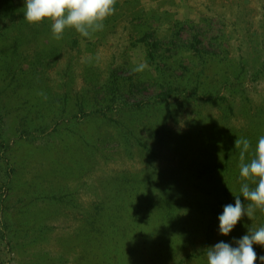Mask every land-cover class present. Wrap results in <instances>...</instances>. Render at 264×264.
Listing matches in <instances>:
<instances>
[{
    "label": "rangeland",
    "instance_id": "374dc122",
    "mask_svg": "<svg viewBox=\"0 0 264 264\" xmlns=\"http://www.w3.org/2000/svg\"><path fill=\"white\" fill-rule=\"evenodd\" d=\"M115 7L57 39L0 0V264H206L264 226L218 220L264 135V0Z\"/></svg>",
    "mask_w": 264,
    "mask_h": 264
},
{
    "label": "clouds",
    "instance_id": "9594fccd",
    "mask_svg": "<svg viewBox=\"0 0 264 264\" xmlns=\"http://www.w3.org/2000/svg\"><path fill=\"white\" fill-rule=\"evenodd\" d=\"M117 0H24V18L32 24L51 21L53 35L60 39L66 29H75L83 37H90L104 28V21L116 11ZM140 65L137 70H142ZM235 147L240 150L239 175L245 181L240 186L241 195L235 203L223 206L219 214V232L227 236L244 216L251 218L257 209L264 210V135L252 153L248 138H239ZM251 182V183H249ZM243 197V201L241 200ZM233 242L220 240L207 247L206 264H257L258 256L253 245L264 246V226L249 228L247 233ZM264 264V256H259Z\"/></svg>",
    "mask_w": 264,
    "mask_h": 264
},
{
    "label": "trees",
    "instance_id": "16d2710c",
    "mask_svg": "<svg viewBox=\"0 0 264 264\" xmlns=\"http://www.w3.org/2000/svg\"><path fill=\"white\" fill-rule=\"evenodd\" d=\"M169 93V92H168ZM165 98H167V96L165 95Z\"/></svg>",
    "mask_w": 264,
    "mask_h": 264
}]
</instances>
